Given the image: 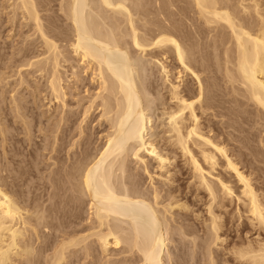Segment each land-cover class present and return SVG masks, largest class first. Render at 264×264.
<instances>
[{
  "label": "bare ground",
  "instance_id": "1",
  "mask_svg": "<svg viewBox=\"0 0 264 264\" xmlns=\"http://www.w3.org/2000/svg\"><path fill=\"white\" fill-rule=\"evenodd\" d=\"M4 1L24 36L0 84L25 133L20 90L47 102L53 164L27 204L0 156V264H172L182 241L206 264H264V0Z\"/></svg>",
  "mask_w": 264,
  "mask_h": 264
},
{
  "label": "rangeland",
  "instance_id": "2",
  "mask_svg": "<svg viewBox=\"0 0 264 264\" xmlns=\"http://www.w3.org/2000/svg\"><path fill=\"white\" fill-rule=\"evenodd\" d=\"M1 3H2V5H1ZM5 4H6V1L0 0V25H3V30L2 31H4V32H2V35H0V41H2V42H0V52H1V54L3 53V50L6 51L7 53H9V52H11L9 50H11L12 47H13L12 49H14V48L17 49V47H21L20 45L23 44L21 42H23V39L22 38L24 36L22 34L23 31H22V33L20 32V27H17V29L15 30L16 27H14L13 24L8 21V16L7 15H9V14L7 12H10V11L9 10H4L5 6H7V4L6 5ZM4 18H5V20H4ZM2 22H3V24H2ZM6 26H8V28ZM5 30H8V31H5ZM10 31H12V32H10ZM30 34L32 35V33H30ZM13 36H15L16 38L13 37ZM19 36H21V37H19ZM6 39H8L9 41L6 40ZM6 52L4 53L5 55L7 54ZM171 65L172 66H175V64L173 62L171 63ZM7 72L9 73V71H3V72H1V73H5V75L3 77L10 76ZM204 74L205 73L202 74V77L204 79H206L209 76H211L209 73H206L205 74L206 76ZM186 78H188V79H186ZM158 79H159V77H158ZM184 79H185L184 80L185 81L184 83L185 84L187 83L186 85H189L190 87H192V91L193 92L194 91L196 92V90H195V88H196L195 87L196 86V82L192 81L194 79H192L191 76H189V77L188 76H185ZM190 79H191V81H190ZM29 80H31V79L29 78ZM223 81L224 80H221L222 83L220 82V84H225V83H223ZM32 83H33V85L35 84L34 81H32L31 84ZM159 83H161V81ZM193 84H195V86H194L195 88L193 87ZM1 85H3V84H0V99H3L5 97H7V98H5V102L1 105L2 106L1 108L2 109L4 108L1 111V115H2L1 118L3 119V116H5L4 117L5 120H6V118H9V120L7 122L3 121L2 123H3V127L5 126V128L9 130V131L8 130L7 131L10 132V133L7 134L8 135V138H7V141H5V143L3 142V137L1 136V138H0V144H1L0 145V156H1V159L4 161V157H3L4 153H6V154L9 153L7 155V158H10V160L14 159V162L13 163H7L6 164V161H4V163L6 165H9L8 167L10 168V171H18L19 173H21V179L23 180L22 189H23V191L25 193V195H24L25 197H22V198L26 199L25 201L27 202V204H28V202H29V204H31V202L33 201V199H35V197L38 196L40 194V192H41L40 191L39 194L36 195V193L38 192V189L43 188V187L46 188V189H50V186L51 185H49V183L47 184L46 181H49V179H48L49 178V174H50L49 173L50 172L49 167L53 164V161H49V159L53 157L52 154H51L52 157L50 156V152H51L50 151L51 150L50 146L52 145V140H50L51 139V134H50V132H46V133H42L41 134V132H39L38 129H39V127L42 128L43 126H38V128H34V126L36 127V124L35 123H38L39 120H43V121L42 122L39 121L38 124H40V123L43 124L44 123L45 125H49V123H52L53 120L48 119L49 116L46 114L47 113V106H48L46 104L47 102H45V104H44L43 102H41L42 100L39 99L40 101L38 103L37 102L38 100L33 98L32 93L29 91L30 89L29 90L25 89V91L24 90H20L21 94L18 97L22 98V100H23V102H25V104H28V102H29L28 106L30 108L35 109V117L37 116V119H38L37 120L35 118V120H34V118H32V117H31V119L30 118L29 119H26V121H29V122H26V123H29L31 125V127L29 128L31 130H29L28 133H25L26 132V129H25V126H23L24 124L22 123V121L17 120L15 118L14 113L11 114L12 113L11 106H13V105L10 104L11 103V101H10L11 100L10 99L11 98L10 97L11 94L7 95L8 93H6L7 92V89H9V88H7V89L6 88H3V87H1ZM222 87L224 88V87H226V85H223ZM222 87H221V90H222ZM11 88H10V90H11ZM159 88H161V86ZM2 90H3V92H2ZM226 91H228V90H225V92L223 90L221 91V92H224V93H221L220 92L221 97L226 96V94H225V93H227ZM195 92L193 93V96L196 94ZM4 93H6V96H4L5 95ZM222 95H224V96H222ZM225 99H227V98L225 97L224 99H221V100H224L225 101ZM34 100H35V102H36L37 105L33 102ZM6 101H8V102H6ZM6 103H8V104H6ZM9 105H10V107H9ZM220 111H222V110L219 109V113H218V109H217V112L216 113H214L215 111H213L212 114H215V115L217 114L218 117L217 116H214L213 118L215 120L213 118L212 119L215 122V124H217V127H220V125H221V127H220V129H221L222 128V125H224V124H222L220 122L226 121L225 120L226 118H223L222 119V117H219L220 116L219 114H221ZM217 120H219V121H217ZM22 130L24 131V133H23ZM21 134H23V135H21ZM26 134H30V135L28 136ZM42 135H44V136H42ZM12 136L14 137V140H12V138L10 139V137H12ZM20 137H22V138H20ZM29 137H31V138H29ZM45 137L48 138V140H46ZM29 140L30 141L32 140V141L30 142ZM2 142L4 143V147H6L5 150L7 152H5V150L3 149V145H2L3 143ZM35 143H36V145H34ZM159 145H161V143ZM162 145L160 147H162ZM48 146H49V148H48ZM44 148H48L47 151L46 150H43ZM46 154H47V156H46ZM38 162H40V163H38ZM179 164H180V162H179ZM178 169L180 170V168H178ZM37 170H39V171H37ZM179 170H178V174H176L177 175L176 178L178 179V182L180 181V183H181L180 186L183 185L181 187H184V186L186 187V185H184V184H186L188 182L186 180V179H188L187 178L188 176L186 175V173L184 171L180 170L182 172L181 173V172H179ZM183 173H185V174H183ZM38 174H40V175H38ZM15 175H19V174L16 173ZM44 176L47 179H45ZM144 177L146 178V176H144ZM43 178L46 181H44ZM39 179H42L41 180L42 183H38V180ZM148 180L149 179L147 178L145 181H143L144 184H145V182L148 183V184L146 183L147 185L145 184V188L149 186V181ZM40 184H42L43 186L40 185ZM48 185H49V187H48ZM30 189H32V190H30ZM44 199L47 200L48 197L46 196ZM59 200H61V199H59ZM187 201H188V203L191 206L194 205L191 198H188ZM50 203H55V201L53 200V202H49V203H46V204L50 205ZM83 208L86 209V205ZM195 208H196V210H199V207H195ZM56 233L57 232H53V234L51 235L53 238L51 237V240H49V242L51 241L50 243L56 242V240H54L55 239V236H56ZM54 234H55V236H54ZM200 234H202V233H200ZM176 239H178V238H176ZM57 241H59V239ZM182 242L183 243H181V244L180 243H178V244H174L173 243V244L170 245L171 247L169 249H170L171 255H173V258H172V261L173 262L171 261L172 264H206L207 263L206 257H205V255H204V253H203V251L201 249H198V250L195 249V251H193V250H191L192 249V245H190L188 241H185V242L182 241ZM175 243H177V242H175ZM174 245H177L179 247H177V246L175 247ZM36 246H39V244L38 245L36 244ZM187 246H189V247H187ZM196 251H197L198 254L196 253ZM49 253H51V251H49ZM192 254H193V256H192ZM41 261H40L39 264H42ZM167 261H168V259H167ZM177 261H179V262H177ZM205 261H206V263H205ZM72 262H74V260ZM168 263H170V262H166V264H168ZM22 264H24V263H22ZM75 264H78V263H75Z\"/></svg>",
  "mask_w": 264,
  "mask_h": 264
}]
</instances>
